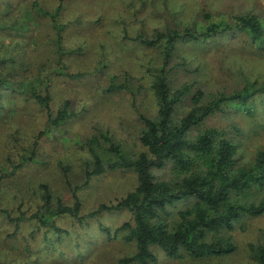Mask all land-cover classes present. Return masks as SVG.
<instances>
[{"label":"rangeland","instance_id":"374dc122","mask_svg":"<svg viewBox=\"0 0 264 264\" xmlns=\"http://www.w3.org/2000/svg\"><path fill=\"white\" fill-rule=\"evenodd\" d=\"M36 2L53 10L59 0H0V57L6 58L0 61V74L5 80L3 86L9 87L0 89V161L5 156H30L33 140L39 142L36 162H30L17 174L26 184V194L23 198L4 196L2 203L6 206L18 209L19 203L25 201L30 210L34 209L39 198L35 187L40 183H48L66 202H73L64 167L69 169L73 186L82 184L86 163L91 161L86 140L100 131H109L129 153L145 150L140 141L144 127L142 115L157 114L152 84L162 55L158 48L126 36L141 34L151 38L159 30L193 24L200 29L207 23V14L213 21H231L236 14L253 13L262 22L260 39L254 41L241 32L179 43L171 59L170 81L175 89L191 86L179 108L181 115L191 108L198 91L205 93L206 102L250 82H264V0H66L61 14L66 24L64 47L68 52L64 64L68 71L86 75L69 78L54 74L53 109L56 111L69 101L76 116L58 128L47 130V112L34 102L30 93L21 91L22 84L24 88L40 89L39 73L33 75L42 69L45 76L59 66L55 30L48 17L36 12L33 7ZM112 85L123 88L110 90ZM44 88L45 84L41 89ZM245 107H230L216 113L203 127L225 129L233 140L241 143L239 160L253 163L256 153L264 150V94L251 98ZM248 107L250 112L245 110ZM6 169L0 162V173L4 174ZM153 173L162 180L174 175L169 163L153 169ZM136 184L137 176L132 170H113L94 176L79 191L82 213L88 214L102 203L116 202ZM188 205L189 202L180 203L176 210ZM129 220L130 213L126 210L104 212L83 224L64 216L57 222L70 235L65 234L62 241L53 237L54 244L47 245L55 247V254L64 253L60 257L62 264H122V258L134 253L135 244L127 242L124 231L116 232V229ZM8 223L0 225L5 233L12 232V224ZM263 229L264 215L246 217L233 233L238 244L236 253L194 260L173 259L157 250L158 260L153 264H252L248 243L257 242ZM42 244L37 246L42 249H34L39 255L46 251ZM15 249L25 247L21 241H5L0 259Z\"/></svg>","mask_w":264,"mask_h":264},{"label":"trees","instance_id":"16d2710c","mask_svg":"<svg viewBox=\"0 0 264 264\" xmlns=\"http://www.w3.org/2000/svg\"><path fill=\"white\" fill-rule=\"evenodd\" d=\"M65 2L59 0L53 10L34 3L36 12L48 17L55 30L59 66L49 70L45 76L42 69L33 75L39 73L40 89L21 85V91L30 93L34 102L47 112V130L58 128L76 116L69 101L58 110L53 109L51 81L54 74L69 78L86 75L70 72L64 64V56L68 54L64 47L66 24L61 20ZM205 19L207 23L200 29L193 24L159 30L151 38L141 34L126 36L161 52L162 63L152 84L158 111L155 116L142 115L144 127L140 141L145 150L138 154L125 151L109 131H100L86 140L91 161L86 163L84 182L73 186L69 169L64 167L73 202H66L48 183H40L35 187L39 198L34 209L30 210L25 201L19 203L18 209L6 206L2 203L4 196L23 198L26 194V184L17 174L30 162H36L38 139L32 142L30 156L11 155L1 159V164L8 171L0 173V225L10 222L12 232L5 233L0 228V249L5 241H21L25 249L8 253L5 259H0V264H62L60 257L64 253L55 254V247L47 245L54 244L53 237L62 241L65 234L70 235V231L57 222L60 218L68 216L73 222L83 224L104 212L118 210L128 211L130 220L119 226L116 232L124 231L125 240L135 244L134 253L122 258V264H153L158 260L157 250L173 259L189 257L194 260L225 257L237 252L238 244L233 234L237 225L246 217L264 215V150L256 153L253 163L241 162L238 157L240 142L233 140L225 129L203 125L210 116L230 107L246 108L247 101L264 94V82H250L241 89L230 94L220 93L206 102L203 101L205 93L198 91L191 108L181 115L179 108L191 86L186 84L175 89L171 85V59L179 43L205 41L241 32L255 41L262 37L263 26L253 13L236 14L231 21H213L208 14ZM5 59L0 57L1 62ZM4 82L0 74V89H9L3 86ZM120 88L123 85L110 86V90ZM249 109L245 110L250 112ZM10 162L13 166L9 165ZM168 163L174 175L168 180L159 179L153 169H161ZM113 170H132L137 176L136 186L116 202L102 203L83 214L79 191L94 176ZM185 202L189 205L176 210L180 203ZM27 227L30 229L26 232ZM7 235L11 240L6 239ZM42 242L46 251L39 255L34 249ZM248 248L252 264H264V229L259 240L248 243ZM40 249L42 247H37Z\"/></svg>","mask_w":264,"mask_h":264}]
</instances>
